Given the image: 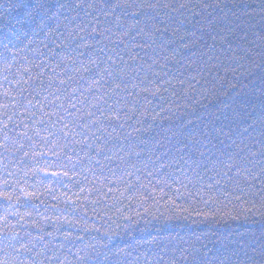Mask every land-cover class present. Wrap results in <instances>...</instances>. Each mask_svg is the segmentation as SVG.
I'll list each match as a JSON object with an SVG mask.
<instances>
[{
  "label": "trees",
  "instance_id": "obj_1",
  "mask_svg": "<svg viewBox=\"0 0 264 264\" xmlns=\"http://www.w3.org/2000/svg\"><path fill=\"white\" fill-rule=\"evenodd\" d=\"M72 2L0 0V82L4 75L13 79L18 72L27 78L23 68L33 64L48 73L45 65L54 66L55 54H59L56 60L63 56L70 64L68 57L75 55L72 49L85 36L93 47L80 48L85 55L78 59L86 62L90 51L107 59L114 42L128 65L156 61L150 71L142 68L135 73L143 77L147 72L153 83L133 87L138 81L130 80L126 91L113 88L115 95L108 93L114 111L105 106V116L111 119L97 113L104 128L97 133L102 137L98 143L105 152L90 153L94 158L89 161L77 146L84 160L72 180L49 176L40 184L45 178L42 172H33L37 161L49 172L63 171L57 167L60 161L49 148L40 144L33 148V142L19 138L22 129H13L7 141L0 132V190L20 196V201L0 199V233H18L23 242L31 240L36 245L31 255L39 264H76V254L86 243L95 244L101 252L123 248L132 255L121 259L133 264L137 256L138 264H188L180 258L181 252L186 250L184 254L189 255L193 248L199 254L207 252L211 264H264L260 255L264 251V201L260 194L251 195L245 173L227 168L228 157L239 149L243 156L249 150L259 153L264 145V0H220V8L207 10L199 7L202 0H160L161 4L185 3L188 8L180 12L144 9L136 15H132L136 9L127 7L108 8L111 15H104L103 4L108 0H84L85 5L101 6L100 11L88 10V15L80 9L59 8L61 3ZM111 2L123 4L124 0ZM39 5L46 15L37 14ZM147 16L155 19L146 20ZM152 25L161 31L151 38L139 32L141 28L154 31ZM93 28L97 33L111 31L87 37ZM134 44L151 46L137 48ZM101 47L106 48L104 54L98 52ZM127 48L138 55V61L129 60ZM111 54L119 61L115 52ZM3 56L11 62L7 72L3 71ZM38 70L32 69L33 73ZM152 72L161 75L154 77ZM141 87L161 91L151 96L141 92ZM145 98L151 101L146 108ZM109 133L112 139L105 145ZM13 136L18 143H12ZM44 151L46 157L33 156V152ZM69 154L77 159L76 154ZM101 165L106 166L103 172ZM255 184L257 189L262 187L259 177ZM21 188L38 193L28 206ZM97 199L100 203H93ZM5 259L10 261L11 255L0 252V260ZM113 259L93 257L89 264H112Z\"/></svg>",
  "mask_w": 264,
  "mask_h": 264
},
{
  "label": "snow or ice",
  "instance_id": "obj_2",
  "mask_svg": "<svg viewBox=\"0 0 264 264\" xmlns=\"http://www.w3.org/2000/svg\"><path fill=\"white\" fill-rule=\"evenodd\" d=\"M20 8H27L24 4L15 5ZM119 7H127L136 9L132 15H136L144 9L156 10L157 8L170 9L171 12H180L181 9H187L188 6L185 3H178V5L169 3H160V0H155V2H149V0H140L139 3L136 0H124V3H112L108 0L107 3L103 4V14L111 15L106 9ZM199 7L203 10L209 8H220V0H212V3H208L207 0H202ZM59 8H65L72 12H76L77 9L84 11L85 15L89 14L88 10L100 11L101 6L96 3H87L85 5L84 0H74L72 3H61ZM191 11V9H188ZM261 10L264 11V4L261 5ZM37 14L47 12L43 5H39L36 8ZM160 13L157 12L158 16ZM245 15L247 13H244ZM55 15V13H53ZM199 15V13H197ZM208 15H211L209 13ZM119 21V17H116ZM154 16H147L146 20H154ZM184 21L181 20L180 23ZM121 27H123L121 25ZM135 27V25L131 26ZM154 31L145 32L144 28H141L139 32L145 36L151 38L154 36L155 32H160V28H156L155 25L151 26ZM166 30V29H164ZM83 31V29H81ZM110 29H104V31L97 33L96 28L92 29L91 33H87V37H92L93 35L104 36L105 32H110ZM175 32V29H173ZM113 35H115L113 33ZM123 35L127 36L128 32L125 31ZM71 37V33L69 34ZM107 38V37H106ZM72 37V40H75ZM135 40V37H132ZM183 40V37H181ZM80 43H77L72 51L75 55L69 56L68 59L71 63H67L63 56L59 60L55 59L56 55L53 56L54 66H48V73H45L39 64H33L31 67L23 68L24 75L14 74L13 79H9L7 75H4L3 82H0V88H3V92L0 93V132L4 134V140L10 139L9 133L13 129H22L19 131L18 136L21 139H26L33 142L32 147L35 148L37 144L43 145L45 148H49L53 155L56 156L57 160L60 161L57 167L63 169L60 172H49L47 168L39 167V161H37V166L33 169V172H42L45 179L40 180V184H44L47 177L51 176L53 178L66 177L72 180L73 176L77 175L76 168L78 165L83 163L84 157H88L91 161L94 156L89 155L103 154L105 148L101 147L98 143L101 141L102 137L97 135V133H102L104 131L102 121L97 116H105V106H107L108 111H114V106L109 104V100L112 99L109 92L115 95L114 89H119L121 92L126 91L129 86L130 80H136L138 83L133 84V87H139L147 81L148 84H152L153 81L148 79L147 72L143 77H137L135 73L141 71V69H146L150 71L152 69V64L156 61L152 60L151 64H144L139 66L128 65L127 61L123 60L122 50L115 48L113 42V47L108 50L107 59H103L100 55H96L95 52L90 51L87 56V60L78 59L79 57H84V53L79 51L80 48L92 49V45L87 42L85 36L79 37ZM71 42V41H70ZM120 43H125L123 40ZM171 42V41H169ZM134 47H150L151 45H141L134 44ZM188 45H184L187 47ZM7 50V45L4 46ZM106 51L105 47L98 49L100 54H104ZM129 53V60L138 61V55L132 54L131 48H127ZM173 50V54L175 53ZM115 52L117 56L120 57L119 61L111 54ZM95 57V58H93ZM151 59V57H149ZM209 59H212L209 56ZM243 59V57H241ZM4 69L7 72L8 68L11 67V62L7 56H3ZM123 65V66H121ZM163 67V65H161ZM190 67V66H189ZM32 69H40L33 73ZM59 69V71H56ZM50 73V74H49ZM131 74V75H130ZM160 73L152 72V76H159ZM167 75V73H164ZM109 78V79H106ZM195 79V77H192ZM184 83V81H180ZM5 84L11 85V87H4ZM106 85L108 87H106ZM191 87V85H189ZM103 90V91H102ZM141 92H147L151 96H156L157 93L161 91L160 88L156 87L154 90L148 87H141ZM167 91V88L164 89ZM129 96L133 94L128 92ZM107 97V99H105ZM136 97H133L135 100ZM123 100V98H120ZM102 102V103H101ZM151 101L145 98V108ZM105 119H111L105 116ZM155 119V117H153ZM264 123V121H262ZM11 125V127H10ZM123 127V125H120ZM115 131V129H113ZM247 129H245L246 131ZM264 135V133H261ZM112 139L111 134H108V139L104 140V144L108 143V140ZM12 143H18L15 136L11 137ZM77 146H79V152L84 153V157L79 156L77 153ZM22 148L23 145H20ZM239 148V146H237ZM246 148L247 145H244ZM5 151H8V146H5ZM243 149H239L242 152ZM236 155L228 157L229 163L227 168L229 171L235 169L237 174L241 172L245 173L250 181L248 187L253 189L251 195L255 197L260 194L261 200L264 201V145H262L259 153L249 150L247 155ZM69 153L77 155V159L74 161L73 156ZM25 155H28L25 152ZM48 152H33V156L46 157ZM138 155V154H137ZM63 158V159H61ZM105 159L111 160L110 156L105 155ZM66 161V163H65ZM99 164V161H96ZM105 165H101L100 171L103 172ZM259 169L258 173L256 172ZM111 171V170H109ZM71 173V175H70ZM256 173V174H254ZM131 174V173H129ZM227 173H225L226 175ZM115 176V172L112 173ZM260 179L262 187L256 188L255 182ZM101 177H97L100 179ZM103 179H108V177H103ZM117 180L120 179L119 176L116 177ZM51 183V181H47ZM59 182V181H57ZM95 183V181H91ZM109 183H112L109 180ZM66 186V185H65ZM8 182H4V189H7ZM35 187V186H34ZM129 188L134 187L129 185ZM81 192L84 188L81 187ZM96 191H99L96 189ZM109 191H116V189L110 188ZM20 194L24 197L25 206L29 205L31 199L38 196L36 191L27 192L23 188L20 189ZM122 194V193H121ZM106 195V193H104ZM15 198L20 201V196H13L6 190H0V199L5 201H11ZM55 198V197H54ZM239 199V197H237ZM68 203H72L71 200ZM93 203H100L99 199L93 201ZM264 207V203L261 204ZM83 208V205L79 206ZM73 212L76 211L75 208L72 209ZM95 211V209H93ZM86 224V220L84 221ZM89 229L85 228L84 231ZM43 237H41L42 239ZM67 239V237H65ZM77 239L83 240L82 236L77 237ZM15 241V243H13ZM0 252H3L6 257L11 255V260L8 259L0 260V264H39L31 254L34 252L36 245L32 243L31 240L28 242H23V238L18 233H12L9 235L7 231L0 233ZM19 245L18 247L16 245ZM107 248V246H105ZM11 249V253H9ZM182 250L181 259L188 261V264H211V259L207 258V252L199 254V249H192L189 255H185ZM255 251V249H252ZM27 254V255H26ZM39 255V253H36ZM131 252H126L123 248H117L115 252L108 249L106 252H101L97 249L95 244L86 243L84 246L78 250L76 254V264H89V261L95 257L98 260L102 259L108 261L109 257H113L112 264H133L131 260H122V257H130ZM264 256V251L260 253ZM51 259V258H49ZM251 259V258H249ZM138 264L140 257H135ZM62 264V262H61ZM172 264H176L175 261Z\"/></svg>",
  "mask_w": 264,
  "mask_h": 264
}]
</instances>
